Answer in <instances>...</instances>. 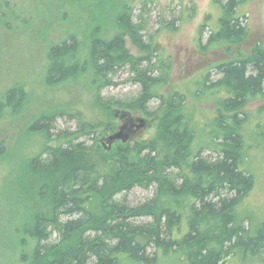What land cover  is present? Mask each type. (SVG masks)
<instances>
[{
  "label": "trees",
  "instance_id": "obj_1",
  "mask_svg": "<svg viewBox=\"0 0 264 264\" xmlns=\"http://www.w3.org/2000/svg\"><path fill=\"white\" fill-rule=\"evenodd\" d=\"M249 1L218 0V28H211L206 44L201 40L208 25L201 26L200 50L237 49L235 58L207 70L193 94L197 98L207 93L205 99L222 92L216 100L233 113L219 110L215 114L210 140L198 149L196 126L181 111L183 96L175 94L164 102L161 93L173 63L153 51V36L143 35L146 22L132 21L133 8L118 17L120 32L115 37L93 41L89 63L97 101L104 102L100 95L103 88L116 85L115 77L126 70L127 81L140 88L126 109L148 117L161 113L156 134L143 142L133 138L125 144L116 142L115 150L107 148L104 155L97 160L89 158L88 163L86 157L81 161L88 151L84 144H74L67 137L66 147L45 148L30 161L29 166L39 168L46 177L42 190H48L53 208L50 216L34 215L25 224L26 236L21 242L34 245L35 262L158 264L162 258L180 253L185 258L183 264H264V221L260 219L255 229L245 225L250 221L245 202L255 178L246 165L247 145L241 131L255 118L242 108L250 99H264V49L259 44L249 53L240 49L250 34L242 19V9ZM175 21L177 18L166 25L173 28ZM124 35H129L145 56H131ZM80 45L70 36L48 49V85L79 73ZM212 72L219 76L217 80L212 79ZM28 95L27 87L17 83L0 99V109L12 108L18 113ZM156 100L161 105L151 108ZM58 115L63 114L41 116L33 130L52 139ZM256 122L249 131L253 140L264 145V121ZM80 128L82 134L92 135L99 129L83 121ZM106 132L111 135L116 131L109 126ZM137 188L150 191L151 197L132 203L128 193ZM53 235L57 242L51 241Z\"/></svg>",
  "mask_w": 264,
  "mask_h": 264
},
{
  "label": "rangeland",
  "instance_id": "obj_2",
  "mask_svg": "<svg viewBox=\"0 0 264 264\" xmlns=\"http://www.w3.org/2000/svg\"><path fill=\"white\" fill-rule=\"evenodd\" d=\"M132 8V21L137 24L141 21V25L145 21L143 35L153 36V51L162 59L166 55L173 63L169 82L161 93L164 102L175 94L183 96L181 111L198 131L196 148L208 144L219 110L233 114L216 100L217 96H223L222 92L205 99L207 93L197 98L193 95L207 70L235 58L237 47L229 51L228 47L204 51L199 47L201 26L208 25L203 28V44L207 43L211 28L217 26L221 13L218 0H0V99L17 83L25 85L29 93L18 113L12 108L0 109L3 113L0 116V264H42L41 259L34 261V245L21 242L26 236L25 224L34 215L47 217L53 211L48 190H42L45 175L40 174L39 168L29 166L35 156L45 148L60 144L66 147L69 137L74 144H84L83 148L88 150L81 161L85 157L87 163L89 158L97 160L110 147L106 141L102 142L110 135L106 128L110 126L117 131L131 119L140 126V120L145 122L133 136L134 141L143 142L156 134L161 113L148 117L126 109V103L140 92L137 84L127 81L126 70L115 77L116 85L103 88L100 93L103 103L97 101L93 88L94 70L89 63L92 43L97 38L115 37L120 32L118 17ZM242 11L250 34L240 49L249 53L258 44L264 49V0L249 1ZM174 18L179 22L175 21L173 28L167 26V21ZM70 36L80 41L81 69L60 84L48 85L45 69L48 49ZM123 40L131 56H145L129 35H124ZM218 78L212 72V79ZM159 105L161 101L156 100L150 107ZM242 111L255 118L249 128L241 131L247 145L246 165L255 178L254 189L245 202L246 215L250 216L245 225L255 229L259 221H264V145L258 139L253 140L250 131L256 121H264V99H250ZM55 113L63 115L56 116L52 139L33 130L32 125L41 116ZM81 121L96 125L98 131L94 135L82 134ZM60 135L62 138H58ZM114 147L113 144L108 151L115 150ZM149 197L150 191L137 188L127 198L136 204ZM51 241L57 242L58 237L53 235ZM184 259L177 253L162 258L158 264H183ZM121 264L134 263L124 260Z\"/></svg>",
  "mask_w": 264,
  "mask_h": 264
},
{
  "label": "water",
  "instance_id": "obj_3",
  "mask_svg": "<svg viewBox=\"0 0 264 264\" xmlns=\"http://www.w3.org/2000/svg\"><path fill=\"white\" fill-rule=\"evenodd\" d=\"M140 122H142L141 126L135 125L133 123V120L131 119L130 121L122 125L119 130L103 139L102 142L104 143L106 141L109 144L110 147L108 148V150H110L112 145L116 142H122L123 144L129 142L133 138V136H135L136 131H138L145 125V122L143 120H140Z\"/></svg>",
  "mask_w": 264,
  "mask_h": 264
},
{
  "label": "flooded vegetation",
  "instance_id": "obj_4",
  "mask_svg": "<svg viewBox=\"0 0 264 264\" xmlns=\"http://www.w3.org/2000/svg\"><path fill=\"white\" fill-rule=\"evenodd\" d=\"M135 124V123H134ZM136 125V124H135ZM135 130H136V128H135ZM137 132V131H136Z\"/></svg>",
  "mask_w": 264,
  "mask_h": 264
}]
</instances>
